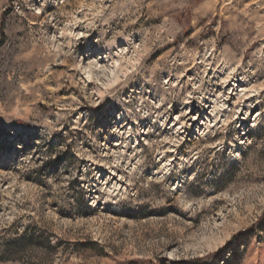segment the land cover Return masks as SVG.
Masks as SVG:
<instances>
[{"label":"rangeland","instance_id":"obj_1","mask_svg":"<svg viewBox=\"0 0 264 264\" xmlns=\"http://www.w3.org/2000/svg\"><path fill=\"white\" fill-rule=\"evenodd\" d=\"M0 264H264V0H0Z\"/></svg>","mask_w":264,"mask_h":264}]
</instances>
